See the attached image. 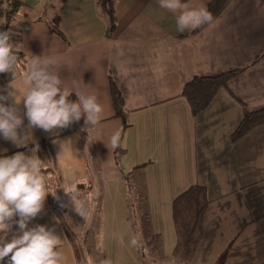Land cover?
Instances as JSON below:
<instances>
[{"label":"crops","instance_id":"0c3cea01","mask_svg":"<svg viewBox=\"0 0 264 264\" xmlns=\"http://www.w3.org/2000/svg\"><path fill=\"white\" fill-rule=\"evenodd\" d=\"M70 1H61V13ZM73 1L67 7L76 13L68 21L77 25L71 39L63 31V39L52 36L47 25L38 22L43 18L30 19L24 31H16L11 39L27 54L25 71L32 56H51L57 63L50 70L60 76L62 89L74 95H95L103 108L101 122L86 135L60 136V130L47 133L33 128L27 146L21 148L0 137V157L16 152L31 155V149H37L45 178L47 182L48 175L55 178V189L68 182L84 189L81 183L91 177L87 175L90 160L101 191L92 190L93 183L86 190L101 199L105 236H100L101 249L121 250L124 236L132 252L133 258L125 260L108 257L113 264L169 262L175 246L171 205L193 185L206 189L209 205L203 237L189 264H264V125L235 143L230 141L242 119V105L251 112L264 109V56L260 57L264 0H231L218 18L196 33L177 31L178 13L160 8L158 0H114L117 26L109 38L105 36L108 21L98 14V0ZM182 2L207 9L209 0ZM87 10L99 19L98 27L83 18ZM233 70L241 72L205 111L192 116L180 97L184 85L194 78ZM24 72L16 67L18 100L23 95ZM110 77L123 97L130 125L121 138L125 154L119 166L108 146L111 134L122 128L121 120L113 118ZM11 79L10 74H0V91ZM19 107L23 116L22 102ZM67 140L72 148L60 145ZM43 143H48L47 149ZM57 195L64 199L62 190L57 189ZM51 199V195L46 198L43 213L29 226L54 227L64 240L58 248L66 257L64 264H85L76 255V250L81 254V246ZM135 203L141 214L148 215L152 232L160 235L164 261L143 260L137 247L130 246L131 237L139 235L137 224L130 223L135 233L128 224L127 215ZM164 237H168L167 245Z\"/></svg>","mask_w":264,"mask_h":264},{"label":"clouds","instance_id":"9594fccd","mask_svg":"<svg viewBox=\"0 0 264 264\" xmlns=\"http://www.w3.org/2000/svg\"><path fill=\"white\" fill-rule=\"evenodd\" d=\"M158 4L162 9L178 13L176 25L180 32L198 29L213 20L205 8H190L182 0H158ZM15 27L17 25L12 28ZM12 28L0 31V74L7 73L12 77L0 91V137L21 148L27 146L33 128L53 133L68 129L82 118L83 131L97 128L103 113L97 97L79 93L75 100L69 99L72 94L61 88L60 76L50 70L57 63L51 56H32L22 77V98L17 99L19 93L14 83L16 66L20 62V44L12 42V36L16 35ZM21 102L23 116L20 114ZM121 135L122 132L117 130L109 137L108 146L112 150L120 147ZM64 144L72 148L71 140L60 143ZM36 151L33 148L31 155L16 152L0 157V264H64L66 257L58 251L64 240L56 234L55 228L40 224L29 226L43 213L49 195L61 209L68 208L83 219L88 215L78 185L68 182L57 188L63 191L66 203L57 195V189H49L42 171L44 161ZM65 219L70 220L67 215ZM130 246L140 247V240L135 235L130 239ZM99 264L113 262L110 258H102Z\"/></svg>","mask_w":264,"mask_h":264},{"label":"trees","instance_id":"16d2710c","mask_svg":"<svg viewBox=\"0 0 264 264\" xmlns=\"http://www.w3.org/2000/svg\"><path fill=\"white\" fill-rule=\"evenodd\" d=\"M7 1L8 7H4L3 10H0V14L5 13V19H7L5 22L0 24V31L9 30L14 26L11 21L14 18L9 16L10 13L17 14L22 12V7H20L22 2L20 0ZM230 1L231 0H209L206 10L212 14V21H214L224 12V10L230 4ZM113 2L114 0H98L97 2L99 10L108 21V27L106 28L105 32V36L107 38L112 36L117 26V18ZM63 7L64 4L62 5V8ZM61 9H59V13L56 12L57 14H53L50 21L38 19V22H44L52 36L54 35L63 39V33L59 26L61 22V17L59 15L61 14ZM207 25L208 24L195 29L194 33L202 30ZM12 30L16 32L19 29L18 27H15L12 28ZM19 56L20 62L16 67H18L21 72H24L26 69L24 52L19 51ZM263 56L264 53L260 57ZM240 72V70H233L219 74L217 76L194 78L186 83L182 89L180 97L186 100L192 116H196L205 111L218 92L220 90L227 89L228 83L238 76ZM109 88L113 109V118L120 119L122 122V128L120 130L122 132V138L125 130L130 126L127 122L128 111L124 106L123 97L111 77L109 78ZM75 96L76 95L72 94L69 99L75 100ZM242 107L243 116L237 128L230 136L231 143L241 140L252 130L264 125V109L251 112L247 110L244 105H242ZM83 126L84 121L82 118L79 122L74 123L68 129L60 130V136L69 135L75 132L86 135L90 132V130L87 132L83 131ZM47 145L48 143H43V147L46 149L48 147ZM124 154L125 151L121 147L114 150V160L116 166H119ZM142 167H144V165H140L138 168ZM124 178L127 179L125 175ZM208 205L209 201L206 196V189L199 185L190 186L186 191L173 200L171 205V213L175 233V246L170 255L171 259L178 262L180 261L183 264L191 263L198 245L203 237V222ZM133 206H135V204ZM57 214L62 220L61 212L59 210ZM136 222L139 227V235H136V237H138L140 240V247H137V251L140 252L146 250L151 255V253L153 254L159 248L160 235L152 232L150 219L146 213H142ZM136 222H132L131 225L133 226V223ZM76 255L77 257L80 256V250H76ZM139 257L141 258L140 255Z\"/></svg>","mask_w":264,"mask_h":264},{"label":"rangeland","instance_id":"374dc122","mask_svg":"<svg viewBox=\"0 0 264 264\" xmlns=\"http://www.w3.org/2000/svg\"><path fill=\"white\" fill-rule=\"evenodd\" d=\"M20 1L22 2L20 6L22 7V12H19L17 14L10 13L9 16L14 18L11 20L12 24L17 25V27L20 28L19 30L21 32L24 31L30 19L43 18L46 21H50L53 14L56 12L59 13V9H61L63 5V2L61 3V1L63 0H20ZM116 1L117 0H115V3ZM73 4H74V1L71 0L70 3L68 4L70 6L67 5V7H72ZM4 7H8V1L0 0V8H1L0 10H3ZM67 7H66V10H64L61 14H59L61 17V22L59 26H60V29L63 31V33H65L68 36V38L71 39V36L77 32V25L76 23H70L68 25V21L70 18L74 20L76 13H74V11H72L71 9ZM98 14H99V17H102L101 11L100 12L98 11ZM5 16H6L5 13L0 14V24L5 22V20H7L5 19ZM83 18L91 20L94 23L93 27H98L100 25L99 19H97V17H95L93 15V12L90 10H87L84 13ZM20 51L24 52L25 61L27 65V62H28L27 54L25 53L24 50L20 49ZM83 128L84 126L82 127V129ZM90 162H91L90 160H88L87 162V175L91 176L89 178L90 180L89 179H87L86 181L84 180L81 184L85 188L84 189L80 188L81 196L85 200L86 206L88 209V215L86 218L84 219L81 218L74 211H71L68 208L61 209L59 207L58 202L54 200L53 197L51 200L56 205L58 204L57 206H58L59 211L61 212V216H62L64 224L67 225L68 228L73 232L74 239L81 246L80 261L82 263L84 262L85 264H93V261H95L96 264H99V260L103 258V255H104V258L110 257L111 259H114V260H125L129 258H133L132 252L130 251L129 247L126 245V241L128 237H124V236L121 237V239H123V241H121V244H122L121 250H116V251L104 250V246H103V249H101V245H100L101 237L100 236L102 235V238L105 237L103 234L104 223L101 220V217H100L101 215L99 214L101 199H99L100 196L99 197L94 196L95 192L88 194L86 190V188L90 186V183H93L94 185V188L92 190H96L98 188V184H97L98 172L96 170V166L89 165ZM47 178H48V185L50 187V190H55V187H53V185H55V180H54L55 178H53L50 175H48ZM96 191H101V190L97 189ZM63 200L65 203L67 202V199L65 197ZM139 207H140L139 203H135V206L131 207L130 214L127 215L129 226H130V223L136 222L137 219H139L140 215H142L139 211ZM102 208L103 207H101L100 211L102 210ZM65 215H67L70 220L65 219ZM132 230L135 233L136 227L132 228ZM118 231L120 232L123 230L122 228H119ZM164 240H165L164 241L165 245H167L166 242L168 240V237H164ZM159 247H160V244H159ZM134 253H135V249H134ZM137 253H138L137 255L138 256L140 255L143 260H147V259L153 260L150 258L155 257L157 261H164V257H161L162 255L160 254L159 248L153 254L151 253L152 256L146 250H143L140 252L137 251ZM168 261L169 262H166V264H169V263L183 264L180 261L178 262L171 258H169ZM124 264H127V263L124 262Z\"/></svg>","mask_w":264,"mask_h":264}]
</instances>
